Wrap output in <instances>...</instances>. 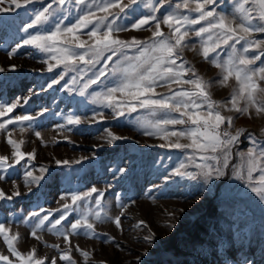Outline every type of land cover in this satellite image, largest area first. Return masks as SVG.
Wrapping results in <instances>:
<instances>
[{"label": "snow or ice", "instance_id": "snow-or-ice-1", "mask_svg": "<svg viewBox=\"0 0 264 264\" xmlns=\"http://www.w3.org/2000/svg\"><path fill=\"white\" fill-rule=\"evenodd\" d=\"M37 2L39 0H0V13L14 12ZM217 3L218 0H51L33 11L31 22L23 28L26 36L8 52V57L15 56L24 46L45 54L47 58L42 63L47 65V71L63 67L48 88L60 84L73 72L75 75L64 88L80 96H90L92 103L111 109L113 118L138 109L147 110L148 116L138 121L144 135L159 136L166 142L161 147L193 150L187 163L181 162L172 174L190 179L203 177L207 182L225 175L232 148L246 132L243 127L230 131L235 121L241 116L264 117V0H234L231 13L218 11ZM69 6L76 10L72 20ZM138 6L147 9V14L141 13L128 25L120 22L122 18L128 19L129 10L135 11ZM133 30H146L151 35L146 39L135 36L122 39L119 35ZM193 37L196 42H191ZM186 49L198 53L202 60L219 70L215 83L222 88L231 87L228 98L213 99V81L201 75L184 57ZM129 50L134 53L130 55ZM222 51H226L223 57ZM97 65L101 66L97 68ZM16 67L15 64L10 66L13 71ZM7 70L0 67V73ZM108 77L114 78L108 80L111 87L104 83ZM93 85H102V88L89 93ZM31 95L35 93L24 97L23 103L18 99L0 104V118H5L0 119V133L11 149L7 154H0V181L15 175V171L10 173V170L24 162L22 178L28 192H32V186L39 185L48 172V168L41 165L39 175L36 174L32 165L37 158L36 151H24V139L15 138L17 127L20 133L27 132L32 127L30 122L48 111L45 108L35 116L14 115V110L27 104ZM104 119L103 112H94L91 118L68 116L66 122L80 125ZM25 122H29L27 127ZM10 125L16 127L9 128ZM57 128L63 129L65 125H57ZM104 131L106 135L102 139L108 144L128 139L111 129ZM261 131L264 132V128ZM34 134L43 141L41 132ZM252 144L253 147L241 154V163L233 169V175L244 180L264 202V147L258 148L255 140ZM197 152L201 153L199 163L194 156ZM86 159L88 157H81L73 162L58 159L55 163L79 164ZM189 164L197 171H189ZM117 172L123 174L126 169L119 168ZM12 187L11 194L0 187V201H12L22 195L16 181H12ZM106 191L93 186L83 193L66 192L60 197L64 202L59 207L41 208L22 218L21 222L29 224L30 235L37 241L42 239L38 233L44 230L63 238L67 248L62 249L58 243L49 245L59 250L58 257L38 256L35 247L21 252L17 247L21 234L0 223V237L8 253L0 252V264H77L73 249L83 257V264H107L104 260L93 261L90 251L72 242V237L81 234V230L89 238H97V222L110 221L123 230L122 217L128 206L118 201L121 211L110 215L103 199ZM74 212L79 213V217L73 220L70 214ZM135 227L147 225L140 220ZM148 232L143 239L150 243L155 233L151 229ZM105 242L113 243L115 237H108ZM115 246L119 248V244Z\"/></svg>", "mask_w": 264, "mask_h": 264}, {"label": "rangeland", "instance_id": "rangeland-1", "mask_svg": "<svg viewBox=\"0 0 264 264\" xmlns=\"http://www.w3.org/2000/svg\"><path fill=\"white\" fill-rule=\"evenodd\" d=\"M50 2L39 0L14 12L0 13V67L8 69L0 73V104H10L18 99L23 103L24 97L35 93L27 104L15 109L13 114L35 116L37 112L48 109L30 122L32 127L27 132L20 133L17 127L15 133V138L24 139V151H36L37 158L32 161L36 174L39 175L41 165L48 168L44 179L39 185L32 186V192H28L23 184L22 162L10 170V173L15 171V175H8L5 181H0V187L9 194L13 190L12 181L20 185L22 192L12 201H0V223L21 234L17 243L19 250L26 253L35 247L38 256L58 257L59 250L49 245L58 243L65 249L68 246L63 243V238L44 230L38 233L42 239L37 241L30 235L29 224L21 222L22 218L41 208L59 207L64 202L60 197L66 192L83 193L95 186L107 189L103 199L110 215L115 216L121 211L117 206L118 201L127 205L128 209L122 217L123 230L110 221L97 222V238H89L83 234V230L72 237L73 244H79L82 249L92 253L93 261L104 260L107 264H245L246 261L264 264V202L244 180L233 175V169L241 163V154L253 147V140L258 148L264 147V132L261 131L264 117L249 119L241 116L235 121L230 131L243 127L246 132L233 146L224 176L213 177L207 182L203 177L190 179L174 176L173 169L181 162L187 163V157L193 154V150L161 147L166 142L159 136L144 135L138 121L148 116L147 110L138 109L123 117L113 118L111 109L92 103L90 96H80L78 92H69L64 88V84L75 75L73 72H69L60 84L48 88L63 67L47 71V65L42 63L47 58L45 54L31 46H24L15 56L8 57V52L26 36L23 28L31 22L33 11ZM233 4L234 0H218L217 10L231 13ZM69 9L72 13L69 19L72 20L76 10L71 6ZM147 12V9L138 6L135 11L129 10L128 19L122 18L120 22L128 25L141 13ZM44 27L47 28V25ZM119 35L122 39L133 36L146 39L151 33L133 30ZM191 42H196V38L193 37ZM133 53L134 50H129L130 55ZM220 55L225 56L226 51ZM184 57L196 66L201 75L213 81V99L228 98L231 87L222 88L215 83L218 69L202 60L196 52L186 49ZM12 64L17 66L15 71L10 68ZM100 66L97 65V68ZM113 79L108 77L104 83L111 87L113 85L108 80ZM101 88L102 85H93L89 93ZM94 112H103L105 119L99 123L80 125H68L66 122L68 116L91 118ZM28 123L25 122L26 127ZM57 125H65V128L59 129ZM13 127L16 126H9ZM105 129H111L128 139L108 144L102 139L106 135ZM36 131L42 133L43 141L35 136ZM10 150L4 134L0 133V154H7ZM200 155L199 152L194 153L197 163L200 162ZM81 157L88 159L79 164L55 163L58 159L73 162ZM119 168H125L126 172L118 173ZM188 170L197 171L192 164L188 165ZM81 207H84L83 203ZM78 217L79 213L70 214V219ZM140 220H144L147 227L136 228ZM148 229L155 233L150 243L143 239L149 234ZM108 237H115V242L106 243ZM116 244H119V248ZM0 252L8 254L2 237ZM72 255L77 264H83L79 252L73 249Z\"/></svg>", "mask_w": 264, "mask_h": 264}]
</instances>
